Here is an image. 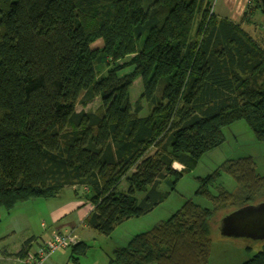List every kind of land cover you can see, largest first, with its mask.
I'll return each instance as SVG.
<instances>
[{
  "label": "trees",
  "instance_id": "1",
  "mask_svg": "<svg viewBox=\"0 0 264 264\" xmlns=\"http://www.w3.org/2000/svg\"><path fill=\"white\" fill-rule=\"evenodd\" d=\"M211 3L0 0V214L83 187L94 206L88 228L110 237L169 197L159 187L171 176L174 190L183 175L174 163L194 170L234 124L244 121L264 142V49L212 14ZM138 79L143 92L132 105ZM98 97L96 112H77ZM222 174L243 186L242 205L227 214L264 190L251 157L227 160L196 192L214 208L188 200L116 248L109 264H209L211 220L220 203L236 199L223 186L211 191ZM38 240L17 253L21 262ZM67 249L80 264L90 245ZM242 264H264V248Z\"/></svg>",
  "mask_w": 264,
  "mask_h": 264
},
{
  "label": "rangeland",
  "instance_id": "2",
  "mask_svg": "<svg viewBox=\"0 0 264 264\" xmlns=\"http://www.w3.org/2000/svg\"><path fill=\"white\" fill-rule=\"evenodd\" d=\"M211 4V13L220 19L232 20V16L236 20L237 18H241L242 20L239 25L241 29L251 35L256 42L262 43L263 47L260 46L264 49V14L256 8L254 0H212ZM232 4L234 9L230 8ZM242 12L244 14L240 16ZM235 22L238 23L237 21ZM99 46H102V42H97L93 45L94 48ZM140 84L141 93L137 92V86L131 89L133 104L143 92L141 81ZM101 105V99L98 97L90 101L86 106L82 104L78 105L76 109L77 112H96ZM150 112L151 107L144 102L143 110L139 116L146 117ZM225 135L227 137L225 144L205 155L194 170L186 171V167L183 164L179 162L174 163L173 168L177 169L175 171L181 172L183 175L174 187V190L172 189L173 177L168 176L162 180L159 187L160 191L163 193L170 192V195L150 213L130 220L110 237L100 235L91 230L93 233H96V239L89 242L90 252L88 251L87 253L86 264L93 263L99 257L100 259L104 258L107 260V256L111 257L116 248L128 245L130 240L136 235L149 232L157 224L168 220L188 200H192L204 208H214L211 200L205 199L203 196L196 194V192L200 187V180L214 173L227 160L251 157L257 164L258 172L264 176V142H258L255 139L247 124L244 121L238 122L226 129ZM221 186L227 192L233 194L236 199L232 201L233 203L229 201L220 203L211 220L210 237L212 247L209 264H242L262 250L264 242L222 236L220 231L221 220L228 212L242 205V202L238 198L243 196V186L238 185L227 174H222L216 186L211 188V191L217 196L220 194ZM120 189L123 192H128V183L122 182ZM83 192L85 193L86 190H83ZM260 192H258L260 195L252 201V204L264 202V190ZM143 195L142 193H138L136 198L140 201ZM72 198L78 200L75 191L71 188H65L51 200L41 199L20 204L9 216L6 214V211L2 210V214H0V264H19L15 258L10 260L2 259L1 254L5 253L6 250H15L16 246L19 243L22 244L24 239L28 237L42 240L46 235L44 234L46 230L45 225L50 224L48 212H52L57 207L55 212L60 210L58 213L60 214L63 209L71 205ZM36 247L37 245L34 244V248Z\"/></svg>",
  "mask_w": 264,
  "mask_h": 264
},
{
  "label": "crops",
  "instance_id": "3",
  "mask_svg": "<svg viewBox=\"0 0 264 264\" xmlns=\"http://www.w3.org/2000/svg\"><path fill=\"white\" fill-rule=\"evenodd\" d=\"M230 8L234 9L233 4ZM242 14H244V12H242L240 14V16ZM225 17H227V16H225ZM221 18H223V17H221ZM241 20H242L241 18H237V20H236L235 17L232 16L231 21L237 25H240ZM235 21H237L238 23H236ZM256 43L259 46L262 44L261 42H260L261 44H259L258 42H256ZM140 81H141V79L136 80L134 85H133V88L135 86H137L138 87L137 92L141 93ZM130 95H131V93H130ZM138 95H140V94L138 93ZM131 103H132V100H131ZM132 105H133V103H132ZM175 170L177 171V169H175ZM71 189L73 191H75L76 197L78 198V200L76 198H72L71 199V205L66 207L65 209H63L60 212V214H58L60 210L55 212L57 207H55L52 212H50V211L48 212L50 224L45 225L46 230H45L44 234H46V235L42 239H46V238L50 237L54 232L65 233V234L74 232V233H77L79 235V237L82 241H85L86 243L89 244L90 241L96 239V237H95L96 233H93V231H91V229L88 228V225L86 224V220L89 217V215L92 213L94 206H92L91 203H87L88 201H86V199L84 198L83 194H85V193L83 192V190H86V188L71 187ZM77 190L79 191V193ZM82 195H83V197H81ZM54 212H55V214H54ZM31 239H33V238L28 237V238L24 239V242L22 244L19 243L16 246L15 250H6L5 253L1 254V258L4 260H10V259L15 258L19 264H22V262H21L22 256H17V253H19L22 250V248L25 247V243H27V241H29ZM33 248H34V246H33ZM32 250H36V248H34ZM22 255H23V253H22ZM87 256H88V254H87ZM87 256L83 257L80 260V264H84V263L86 264ZM107 258L108 259L105 260L104 258L100 259V257H99V258H97V260H94L93 263H90V264H109V261H108L109 257L107 256ZM47 263H49V264H71L72 262H71V251H70V249H67V250L65 249L63 251L57 252L48 260Z\"/></svg>",
  "mask_w": 264,
  "mask_h": 264
},
{
  "label": "water",
  "instance_id": "4",
  "mask_svg": "<svg viewBox=\"0 0 264 264\" xmlns=\"http://www.w3.org/2000/svg\"><path fill=\"white\" fill-rule=\"evenodd\" d=\"M264 12V0H260ZM222 236L264 241V202L242 206L227 214L220 223Z\"/></svg>",
  "mask_w": 264,
  "mask_h": 264
},
{
  "label": "built area",
  "instance_id": "5",
  "mask_svg": "<svg viewBox=\"0 0 264 264\" xmlns=\"http://www.w3.org/2000/svg\"><path fill=\"white\" fill-rule=\"evenodd\" d=\"M81 241L78 234L53 233L50 237L38 241L36 250L29 251L22 264H47L48 260L58 251L65 250Z\"/></svg>",
  "mask_w": 264,
  "mask_h": 264
}]
</instances>
